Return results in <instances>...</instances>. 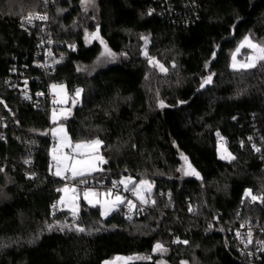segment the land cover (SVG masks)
<instances>
[{
    "label": "trees",
    "instance_id": "trees-1",
    "mask_svg": "<svg viewBox=\"0 0 264 264\" xmlns=\"http://www.w3.org/2000/svg\"><path fill=\"white\" fill-rule=\"evenodd\" d=\"M29 13L49 18V75L37 66L43 23L28 24ZM81 14V0H0V264H104L116 256H148L131 264H157V242L168 246L163 257L170 264H264V253L241 255L233 236L242 223L264 224V201L245 197L247 190L264 196V69L231 67L246 35L264 42V0H99L100 37L120 59L91 73L82 68L94 64L101 46L86 43L76 24ZM143 35L167 74L143 57ZM15 67L34 92L65 84L72 99L82 89L63 123L73 142L103 141L108 161L85 179H146L155 205H144L133 220L124 206L103 218L81 199L76 223L86 231H49L73 225L68 209L52 207L65 183L47 173L50 105L19 96ZM210 73L212 83L199 91ZM217 133L235 159L219 157ZM181 153L199 178L181 176Z\"/></svg>",
    "mask_w": 264,
    "mask_h": 264
},
{
    "label": "snow or ice",
    "instance_id": "snow-or-ice-1",
    "mask_svg": "<svg viewBox=\"0 0 264 264\" xmlns=\"http://www.w3.org/2000/svg\"><path fill=\"white\" fill-rule=\"evenodd\" d=\"M47 3V0H45ZM82 5L85 6V10H87V6L92 5L95 6V0H81ZM149 15H151V10L149 11ZM28 24H31L34 19L36 20H47V15H42L39 13H29L27 17L23 18ZM23 27V23L21 25ZM86 41L91 43L93 40H99L100 44L103 45V51L100 53L99 60H107L109 62H114L116 59V54L111 51L106 42L99 35V27H97L96 31L85 34ZM145 44H147L148 38L141 37ZM70 47L75 49V45H70ZM247 48L250 50L249 55L245 57L243 62H238L237 56L241 52V49ZM49 55L51 53L49 52ZM144 55L148 57V61L150 65L159 67L161 72H167V69L164 65L160 64L159 61L154 58L148 56L147 51L145 50ZM215 58V52H213V59ZM231 67L235 71H248L252 69H256L258 67L264 69V42L254 40L251 34L246 35L244 39L240 42L239 46L235 49L231 56ZM57 63L59 61H56ZM42 67H48V65H41ZM207 68L208 65L206 64ZM213 74L207 75L203 78L202 83L200 85L201 88H204L206 85L212 83ZM27 84V81H25ZM57 85L53 84L52 89L55 91L57 89ZM60 92L64 93V86H59ZM82 89H76L75 95L72 98V105L75 106L79 102V97L82 93ZM38 95H42V93H38ZM26 99L29 97H25ZM67 96L66 93L60 100V103H66ZM2 103V101H0ZM53 103H56L54 101ZM183 103V102H182ZM160 108L166 107L163 101L159 103ZM69 115H71V109L61 110L60 116L58 117L57 111L54 108L52 112V122L56 127L51 129V135L54 139H56L57 143L51 149V160L52 163L49 165V170L52 175L56 177H60L64 180H72L76 181L75 184L69 186V184H65L62 188H58L57 191L63 193L60 199L54 204L52 207L56 209L58 206L67 207L68 211L71 213L73 218V225L70 227L67 223L63 225H49V231L53 230L54 227H59L60 231H64L65 228L69 230H75L77 232L83 233L86 231L84 227L79 226L76 221L79 219L80 215V200L83 199L90 207H98L100 209V215L103 218H107L111 213L119 211L121 206L127 208V217L131 219V214L137 211H143V208H138L137 204L133 202V200L128 199L127 197L120 194L119 186H123V191H130L132 195L139 201L140 205L149 204V199L147 198V194H150L153 188V184L150 183L146 179H141L139 182L134 181L132 177H124L119 181L112 182V188L107 189L105 191H98L94 187H80L88 184V180L85 177L91 176L97 172H103L102 165L108 163V161L101 154L100 149L103 146V141L99 138L85 140L80 142H73L72 139L68 136V133L63 124L59 123L61 118L66 119ZM217 136L220 138V147L218 151H220L221 159H235V157L227 151V148L224 147L223 137H220V134L217 133ZM251 140V137H249ZM241 146H243V141H241ZM254 150L259 152L261 149L256 148ZM67 150V151H66ZM181 158L185 161V167L179 169L186 176H196L199 178V173L195 168L192 167L191 163L188 162V158L181 153ZM25 163H29V161H25ZM54 169V170H53ZM3 171V169H0ZM70 174V175H69ZM245 197H251L253 202L257 200L264 201V196L253 195L251 190H247L245 192ZM152 205H155L156 201H151ZM189 211H192V208H189ZM243 227V225H242ZM97 231L100 229L97 228ZM237 236H240V233H237ZM174 243H184L187 244L188 241H180L175 240ZM243 242V241H242ZM253 243L252 240V231L249 230L247 233V241L245 246ZM261 245L262 251H264V241L257 242ZM153 252L165 253L167 252V248L164 247L163 244L157 242L153 247ZM251 255V253H249ZM151 257L148 256H135V257H117V260H123L124 264H129L130 261L134 260H147ZM104 264H111L109 261H105ZM159 264H164L163 261L159 262ZM181 264H187L186 261H182Z\"/></svg>",
    "mask_w": 264,
    "mask_h": 264
},
{
    "label": "built area",
    "instance_id": "built-area-1",
    "mask_svg": "<svg viewBox=\"0 0 264 264\" xmlns=\"http://www.w3.org/2000/svg\"><path fill=\"white\" fill-rule=\"evenodd\" d=\"M41 22L43 23L42 25V35H41V40H40V52L38 53V56H41V60L39 61V63L37 64V66L39 68L42 69V71L49 75V73H52L53 70V47L55 45L54 40L51 38L49 31H48V23L49 20H36L34 19L32 21V23L34 22ZM71 49L73 50V48L71 47ZM49 52L51 53V55H49ZM41 65H48V67H42ZM13 72L15 74V78L13 79V85L14 88L16 90V92L19 94V96L24 99L25 101H33L35 103V105L39 104V101L41 99H47L49 102V108H50V112L51 110H53V107L55 106L53 101L55 100L54 95H52L49 91V87L51 86V84L48 86V90L46 92H41V91H32L31 86H30V81L27 78H24L23 75L20 74V71L18 68H14ZM25 81H27V84H25ZM38 93H42V95H38ZM29 97V98H25V97ZM56 111H58V108H56ZM50 115V114H49ZM48 135H50V129L48 131ZM52 137V136H51ZM52 163L51 160V156H49V162H48V166H47V173L52 175L50 170H49V165ZM54 170V169H53ZM70 175V174H69ZM54 176V175H53ZM56 177V176H55ZM61 179L60 177H56ZM65 184H69V186H71L72 184H75L76 181H72V180H64L61 179ZM117 181V180H114ZM113 182V181H112ZM112 182H103L101 184H93V182L88 181L87 185H83L80 187H94L95 189H97L98 191H105L107 189L112 188ZM120 194L127 197L128 199L133 200L134 203L137 204L138 208H143V211H137L131 214V219L129 220H133L135 217L139 216L140 214L144 213V205H140L139 201L136 200V198L132 195V193L130 191L125 192L123 191V186H119ZM124 212H125V217L128 219L126 213H127V208L124 207ZM243 225V227H242ZM253 225L251 223H242L241 225L233 228V236L236 242V246H237V250L241 253V255L245 256L246 258H249L250 260H254L256 258H258L259 256H261L264 251L260 250L261 249V245L257 242L260 241H264V225L259 226L256 230V232H253L252 227ZM251 230L252 231V240L253 243L248 244L247 247L245 246V243L247 241V233L248 231ZM237 233H240V236H237ZM243 241V242H242ZM251 253V255L249 254Z\"/></svg>",
    "mask_w": 264,
    "mask_h": 264
},
{
    "label": "rangeland",
    "instance_id": "rangeland-1",
    "mask_svg": "<svg viewBox=\"0 0 264 264\" xmlns=\"http://www.w3.org/2000/svg\"><path fill=\"white\" fill-rule=\"evenodd\" d=\"M98 1L99 0H95V6L93 7L92 5H89V6H87V10H85V6L84 5H82V3H81V8H82V14H81V16H79L80 18L78 19V21H76V24L79 26V28L81 29V30H83V32H84V39H85V41H86V38H85V34L86 33H91V32H94V31H92V30H90L89 29V26L90 25H94V26H98V23H97V19H96V16H97V11H98ZM58 13H60V14H62V13H65V10H63L62 8H59V10H58ZM47 20H49V18L47 19ZM142 37H147L148 38V41H147V44H145V41L141 38V41H142V46H141V53H142V55H143V57H146L145 55H144V52H145V50L147 51V53H148V56H150V54H149V46H150V37L149 36H142ZM93 41H95V40H93ZM93 41H91V43L93 42ZM96 42L97 43H99V45L101 46V52L103 51V45H101L100 44V42H99V40H96ZM86 43L87 44H91V43H89V42H87L86 41ZM249 54H251L250 53V50L249 49H247V48H244V49H241V52L238 54V56H237V60H238V62H243L244 60H245V57L247 56V55H249ZM99 57H100V55H99ZM98 57V58H99ZM151 57V56H150ZM98 58H97V60L94 62V64L93 65H91V66H89V67H83L82 69L85 71V72H89V73H91V72H94L95 70H98V69H100V68H103V67H105L106 65H108V64H111V63H114V62H116V61H118L119 59H120V57L118 56V55H116V59H115V61L114 62H109V61H107V60H99L98 61ZM146 58H148V57H146ZM152 58H154L155 60H157V61H159V63L160 64H162V65H164L161 61H160V59L158 58V57H152ZM58 61V60H57ZM231 63H232V60H231ZM174 65V64H173ZM151 67H154V68H157L158 70H159V67H157V66H153V65H150ZM164 67L166 68V66L164 65ZM167 69V68H166ZM160 71V70H159ZM169 70L167 69V72H168ZM161 72V71H160ZM167 72H161L162 74H167ZM52 85L53 84H51V86L49 87V91H50V93L52 94V95H54V97H55V100L54 101H56V103H54V107H53V109L55 108H58V111H57V115H58V117L60 116V112H61V110H68V109H71V113H72V107H73V105H72V99H70V96L68 95V92H67V88H66V85L65 84H55V85H57L58 87H57V89L54 91L53 89H52ZM60 85H63L64 86V93H61L60 92V89H59V86ZM66 93V96H67V102L66 103H60V100L62 99V97L64 96V94ZM79 99V102L81 101V95H80V97L78 98ZM53 101V102H54ZM78 102V103H79ZM159 103L160 102H158V105H159ZM52 112H53V110H51V112H50V122H51V125H50V135H51V129L53 128V127H56L57 125H54L53 124V122H52ZM70 116V115H69ZM68 116V117H69ZM67 117V118H68ZM63 118H61L60 120H59V123H61V124H63L64 125V127H65V129H66V131H67V127H66V125L63 123ZM67 133H68V131H67ZM52 136V135H51ZM68 136L70 137V135H69V133H68ZM52 138H53V136H52ZM71 138V137H70ZM96 139V138H95ZM53 141H54V143H53V146H52V148L55 146V144L57 143V141H56V139H54L53 138ZM83 141H85V140H83ZM78 142H80V141H78ZM75 143V142H74ZM220 147V146H219ZM51 148V149H52ZM67 151V150H66ZM228 151V150H227ZM100 152H101V149H100ZM50 153H51V150H50ZM49 153V154H50ZM218 153H219V157H220V155H221V153H220V151H218ZM50 156H51V154H50ZM182 167H185V161L182 159V163H181V167H180V169L182 168ZM180 174H181V176H186V175H184V173L182 172V171H180ZM125 177H130V176H125ZM124 178V177H123ZM134 179V178H133ZM134 181H135V179H134ZM150 183H152V182H150ZM153 184V183H152ZM153 189V188H152ZM1 191L2 190H0V198H3V194L1 193ZM152 192V191H151ZM63 195V193L61 194V196ZM150 194H147V198L149 199L150 198V196H149ZM81 201V200H80ZM150 201H152L151 199H149V202ZM80 203V202H79ZM66 209H67V207H65ZM251 224L252 225H258L257 223L255 224V223H253V222H251ZM261 225H264V224H261ZM253 227V229H252V231L253 232H256V230H255V227L254 226H252ZM161 244H163L164 245V247L165 248H167V252H165V253H159V252H155V253H157V254H159V255H163V256H165V254H167L168 253V246L167 245H165V243H161ZM163 256H161V258H160V260L157 262V264H159V262H161V261H163L164 262V264H170V263H168L167 262V260L165 259V257H163ZM117 257H124V256H116V257H114V258H112L111 260H109V262H111V264H124V261L123 260H117ZM126 258V257H125ZM147 260H151V258L150 259H147ZM134 261H136V260H134ZM134 261H130L129 262V264H131L132 262H134ZM142 261H146V260H142ZM188 264V263H187Z\"/></svg>",
    "mask_w": 264,
    "mask_h": 264
},
{
    "label": "water",
    "instance_id": "water-1",
    "mask_svg": "<svg viewBox=\"0 0 264 264\" xmlns=\"http://www.w3.org/2000/svg\"><path fill=\"white\" fill-rule=\"evenodd\" d=\"M99 35H100V28H99ZM209 85H206L204 88H200L199 91L205 90Z\"/></svg>",
    "mask_w": 264,
    "mask_h": 264
}]
</instances>
